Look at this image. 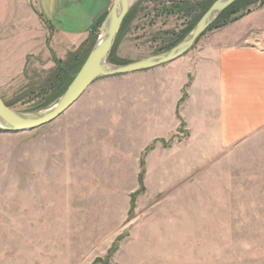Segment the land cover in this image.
<instances>
[{"label":"rangeland","instance_id":"rangeland-1","mask_svg":"<svg viewBox=\"0 0 264 264\" xmlns=\"http://www.w3.org/2000/svg\"><path fill=\"white\" fill-rule=\"evenodd\" d=\"M214 1L139 0L109 62L169 50ZM13 8L1 0L0 95L38 112L68 88L105 20L70 45L55 41L35 0ZM155 75L100 78L52 123L0 129V264H264V132L189 161L179 106L169 134L175 117L154 105Z\"/></svg>","mask_w":264,"mask_h":264},{"label":"crops","instance_id":"crops-1","mask_svg":"<svg viewBox=\"0 0 264 264\" xmlns=\"http://www.w3.org/2000/svg\"><path fill=\"white\" fill-rule=\"evenodd\" d=\"M23 1L30 2L5 0L13 9ZM113 2L35 0L55 41L61 38L70 45L85 41ZM153 70L159 89L154 91V105L164 106L160 116L166 119L175 117L179 106V121L188 133L189 161L222 154L264 132V2L239 20L205 34L181 58ZM171 125L169 134L178 127L176 117Z\"/></svg>","mask_w":264,"mask_h":264},{"label":"water","instance_id":"water-1","mask_svg":"<svg viewBox=\"0 0 264 264\" xmlns=\"http://www.w3.org/2000/svg\"><path fill=\"white\" fill-rule=\"evenodd\" d=\"M139 0H114L98 38L80 70L60 98L47 109L22 112L6 105L0 95V129L23 132L41 128L69 110L98 79L153 69L187 54L195 41L238 0H215L185 38L169 50L124 65L109 62L121 25Z\"/></svg>","mask_w":264,"mask_h":264},{"label":"trees","instance_id":"trees-1","mask_svg":"<svg viewBox=\"0 0 264 264\" xmlns=\"http://www.w3.org/2000/svg\"><path fill=\"white\" fill-rule=\"evenodd\" d=\"M243 0H238L236 3H234L232 6H230L225 12H223L222 13V15L206 30V31H209V30H213V29H219V28H222V27H224V26H226V25H228L229 23H233V22H235V21H237V20H239L240 18H242L244 15L242 14H239V11H236V5L238 4V3H240V2H242ZM252 3H255V2H252ZM248 11H250V9H248ZM107 15V14H106ZM105 18H106V16H104V19L103 18H100V19H98L97 21H96V24H95V26L93 27V30H92V32L93 31H96L97 30V27H99V23H100V21L102 20V21H104L105 20ZM127 18V17H126ZM125 21H126V19H124V21H123V25H124V23H125ZM103 24V23H102ZM100 27H101V25H100ZM101 29V28H100ZM92 34V33H91ZM90 34V36H92ZM94 44H95V42L93 41L92 42V44H91V49L93 48V46H94ZM87 56L88 55H86V58H87ZM85 58V59H86ZM85 62V60H83L82 61V63H81V66H82V64ZM80 69V68H79ZM76 73L78 72V69H76V71H75ZM70 84V83H69ZM68 84V85H69ZM67 85V86H68ZM66 86V87H67ZM66 89V88H65ZM64 89V90H65ZM64 92V91H63ZM185 96H186V94H184V98L183 99H185Z\"/></svg>","mask_w":264,"mask_h":264}]
</instances>
